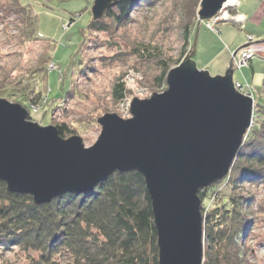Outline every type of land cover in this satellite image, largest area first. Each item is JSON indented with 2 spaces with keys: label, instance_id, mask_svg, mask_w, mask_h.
<instances>
[{
  "label": "rangeland",
  "instance_id": "374dc122",
  "mask_svg": "<svg viewBox=\"0 0 264 264\" xmlns=\"http://www.w3.org/2000/svg\"><path fill=\"white\" fill-rule=\"evenodd\" d=\"M94 1L21 0L19 5L12 0H0V98L13 104L19 98L28 100L29 104L30 100H35L30 107L34 109L30 112V122L43 127L65 123L75 132L67 139L80 137L85 148L94 145L101 133L97 123L100 117L116 114L129 119L133 99L144 100L167 91L168 73L191 51L201 9L200 0L189 11L194 18L190 26L193 33L183 57L184 0H137L129 13L128 23L118 26L115 32L86 33ZM26 18L35 21L34 30ZM209 37L213 46L226 49L231 40L237 44L231 53L230 64L235 90L253 100L250 131L264 116L255 106L264 105V62L261 61L264 59V0L226 3L215 17L200 23L193 60L200 70L207 71L212 77L222 76L228 67L222 75L215 74L213 68L217 65L210 70L201 68L215 52H210V58L202 56L201 49ZM84 39L85 44L80 50ZM148 49L147 53L145 50ZM243 53H250L253 58L247 66L236 68L235 63ZM253 60L254 76L248 69ZM178 61L180 63L176 65ZM81 65L84 73H78ZM162 74H165L163 81L159 80ZM118 80L124 83L128 92L121 102L114 104L111 91ZM236 84L241 89L237 90ZM67 88L71 91L70 97L58 100ZM54 102L58 103L56 109L52 108ZM230 170L226 177L212 184L220 183L215 187L216 193L210 190V200H204L203 208L217 207L228 197L248 199L245 259L248 264H264V183H253L250 180L253 176L242 177L241 170ZM227 177L232 183L228 186L223 182ZM38 257L37 252L0 243V264H30L31 259L38 260ZM65 259L56 257L54 261L64 264Z\"/></svg>",
  "mask_w": 264,
  "mask_h": 264
},
{
  "label": "water",
  "instance_id": "95a60500",
  "mask_svg": "<svg viewBox=\"0 0 264 264\" xmlns=\"http://www.w3.org/2000/svg\"><path fill=\"white\" fill-rule=\"evenodd\" d=\"M117 1L95 0L93 15ZM228 1L201 0L191 51L168 73L167 91L133 99L129 119L100 117L101 133L89 148L0 99V181L7 191L40 206L92 191L115 172H137L151 201L158 264H203L198 192L227 176L253 118L252 98L234 88L232 64L212 77L193 60L200 23Z\"/></svg>",
  "mask_w": 264,
  "mask_h": 264
},
{
  "label": "trees",
  "instance_id": "16d2710c",
  "mask_svg": "<svg viewBox=\"0 0 264 264\" xmlns=\"http://www.w3.org/2000/svg\"><path fill=\"white\" fill-rule=\"evenodd\" d=\"M12 1L16 4L21 2ZM136 1L118 0L101 16L95 17L91 10L92 17L86 33L115 32L118 26L128 23L129 13ZM198 1L182 2L185 20L181 24L185 41L183 57L193 33L191 23L194 18L189 11L195 8ZM25 20L28 23L29 18ZM29 22L34 30L35 21L30 19ZM82 35L85 38L84 32ZM145 51L148 53L149 49ZM78 73H84L82 65ZM164 77L165 74H162L159 80L163 81ZM127 92L124 83L118 80L112 88L111 101L114 104L121 102ZM70 95L71 91L67 88L58 100L64 101ZM15 104L26 109L29 112L27 120H32L28 100L19 98ZM255 106L264 114V105ZM52 108H58V103L54 102ZM260 118L248 132L230 170H241L242 177L253 176L250 179L253 183H264V116ZM54 127L62 139L75 134L65 123L55 124ZM230 181L227 177L223 182H227L228 186L232 184ZM219 184L198 192L203 217L204 264H248L244 244L248 199L228 197L225 201L222 199L217 207L203 208L204 200H210V190L215 191ZM0 243L37 252L38 260L31 259L30 264H58L54 261L56 257H65L64 264H158L157 232L151 201L144 179L137 172H115L92 191L79 195L66 194L40 206L35 205L29 195L8 192L5 183L0 181Z\"/></svg>",
  "mask_w": 264,
  "mask_h": 264
},
{
  "label": "crops",
  "instance_id": "0c3cea01",
  "mask_svg": "<svg viewBox=\"0 0 264 264\" xmlns=\"http://www.w3.org/2000/svg\"><path fill=\"white\" fill-rule=\"evenodd\" d=\"M240 14L246 16L244 13L240 12ZM251 36L253 37V35H251ZM210 38L211 37L205 39V43L201 49L202 54H203L202 56L207 55L210 58V56H209L210 52H212L213 50H215V52H213L211 58L207 62H203V66L201 68L206 69V70H208V69L210 70V68H213L214 66L217 65V67L213 68V70L215 71V74L222 75L224 70H226V68L228 67V65L231 62V53L234 51L233 49L236 48L237 44L231 40L229 45L225 49L223 46H220V43L218 40H217V42L219 43L220 47L213 46L210 42ZM258 38H261V37H258ZM208 41H209V43H208ZM250 52H253V51L250 50ZM261 61L264 62V59H262ZM253 62H254V60L251 62V65L248 69L251 70V73L254 76L255 75V69L253 66ZM212 64H214V65H212ZM244 70L241 71V72H243V75H245Z\"/></svg>",
  "mask_w": 264,
  "mask_h": 264
},
{
  "label": "built area",
  "instance_id": "2783aa9c",
  "mask_svg": "<svg viewBox=\"0 0 264 264\" xmlns=\"http://www.w3.org/2000/svg\"><path fill=\"white\" fill-rule=\"evenodd\" d=\"M252 58H253V57H252V55H251L250 53H243V54L241 55V58L238 59V60L236 61V63H235V67H236V68H241V67H245V66H247L248 61H250ZM236 89H237V90H238V89H241L240 86H239V84H236ZM30 110H34V109H31V108H30Z\"/></svg>",
  "mask_w": 264,
  "mask_h": 264
},
{
  "label": "bare ground",
  "instance_id": "6f19581e",
  "mask_svg": "<svg viewBox=\"0 0 264 264\" xmlns=\"http://www.w3.org/2000/svg\"><path fill=\"white\" fill-rule=\"evenodd\" d=\"M234 5L235 4V0H229L228 2H227V5ZM39 34V33H38ZM1 99V98H0ZM29 121V120H28Z\"/></svg>",
  "mask_w": 264,
  "mask_h": 264
}]
</instances>
